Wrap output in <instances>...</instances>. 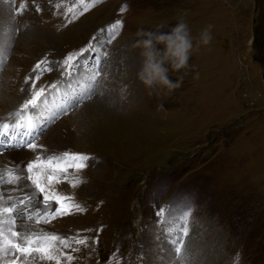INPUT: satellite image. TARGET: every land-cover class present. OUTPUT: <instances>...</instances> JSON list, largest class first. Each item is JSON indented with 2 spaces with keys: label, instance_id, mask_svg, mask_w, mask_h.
<instances>
[{
  "label": "rangeland",
  "instance_id": "374dc122",
  "mask_svg": "<svg viewBox=\"0 0 264 264\" xmlns=\"http://www.w3.org/2000/svg\"><path fill=\"white\" fill-rule=\"evenodd\" d=\"M181 18L194 38L213 25L211 43L169 70L182 87L150 96L136 33H167ZM0 91L14 99L0 118L31 119V143L49 147L52 134L60 154L91 158L49 187L79 210L53 218L52 202L47 223L62 241L34 264H159L181 233V264H264V0H0ZM12 145L0 150L27 148Z\"/></svg>",
  "mask_w": 264,
  "mask_h": 264
},
{
  "label": "snow or ice",
  "instance_id": "6c2138e0",
  "mask_svg": "<svg viewBox=\"0 0 264 264\" xmlns=\"http://www.w3.org/2000/svg\"><path fill=\"white\" fill-rule=\"evenodd\" d=\"M115 35L114 30L112 34L105 39L99 41L96 45V49L104 48L106 43L111 40V37ZM95 50V49H94ZM75 57L68 56L64 60V66L71 72L72 70L79 67V63H74ZM99 59L97 60V65H99ZM39 69V65L37 66ZM43 70V69H41ZM33 107L35 106L34 101H30ZM20 147L31 148L34 152L39 150V154L32 157V162L27 163V179L32 181V185L35 186V189L43 195V200L40 201L43 205V210L48 212L49 209H52V202L54 201L58 207L52 209L49 213L53 218L55 216L68 215L73 210H79L76 205L70 202L67 197H62L59 195L49 194V187L54 184H59L64 180L62 174H67L69 168L75 170H81L88 166L87 161L91 158L83 154H72L65 152L60 153H50L47 152L44 146H37L31 142L27 144L20 145ZM65 161L64 164L59 163V161ZM66 182V181H64ZM23 187L27 188L28 185L25 184ZM18 203L24 204V201L21 200ZM36 206V201H32L31 208L34 210ZM29 210V205L25 204L24 207H17L16 204H11L0 208V238H3V243H0V255H9V254H18L16 255V260L21 261V264H31V261L36 260L37 258L41 260H53L55 255L52 251L54 245L51 243L56 240L54 235L47 237L34 236V230L30 225H25L23 223V217L26 211ZM21 220V228L23 232H17L15 230L17 220ZM48 217L45 216V222H47ZM7 225V229H5ZM5 231L10 233L12 238L6 237ZM185 234L181 233L179 237L175 239L169 238L167 243L170 248V255H164V249H160V256L157 257L159 264H181L182 260V249L180 247L182 238ZM20 240L21 242H17ZM34 254H39L38 257ZM12 264H16V261H13Z\"/></svg>",
  "mask_w": 264,
  "mask_h": 264
},
{
  "label": "clouds",
  "instance_id": "9594fccd",
  "mask_svg": "<svg viewBox=\"0 0 264 264\" xmlns=\"http://www.w3.org/2000/svg\"><path fill=\"white\" fill-rule=\"evenodd\" d=\"M212 27L211 24L205 26L194 38L187 22L181 18L167 33L137 31L138 39L132 47L140 49L142 64L136 78L149 90L150 96L153 95L151 90L157 88L165 89L171 94L182 87L183 77H178L173 82L169 78V70L181 72L188 68L194 46L198 48L200 45L207 46L211 43ZM163 109L164 105L159 104L158 110Z\"/></svg>",
  "mask_w": 264,
  "mask_h": 264
},
{
  "label": "bare ground",
  "instance_id": "6f19581e",
  "mask_svg": "<svg viewBox=\"0 0 264 264\" xmlns=\"http://www.w3.org/2000/svg\"><path fill=\"white\" fill-rule=\"evenodd\" d=\"M2 86V85H1ZM2 89V88H1ZM14 100V99H13ZM12 98L9 97L8 94L5 92L0 91V106L10 108L13 106ZM7 108V109H8ZM2 114V113H1ZM12 119H17L18 121L20 118L17 117H10V118H0V124L3 123L5 120H11ZM5 124V123H4ZM6 125V124H5ZM1 127V125H0ZM21 134V133H20ZM56 139L55 137L52 138V134L45 137L44 141H47L45 144H50L49 147H45L47 152L50 153H59L61 148H63L64 140L60 139L58 141H54ZM2 143V141L0 140ZM13 140L10 142V147L12 146H19L14 144ZM43 145V140H41L40 145ZM65 149V148H64ZM4 150V149H3ZM0 150V177L1 179L4 178V175L8 173L9 176H14V180L11 181L8 184H4L3 186L0 185V208L4 206H8L11 204H16L17 207H24L25 204L29 205V210L28 213L24 214L23 223L25 225H30L31 228L34 230L33 235L34 236H39L41 238L47 237V236H52L54 235L56 237L55 241H52L51 243L55 246L56 244L54 243H59V241H62V236L58 235V232H55L50 226V223L45 222V216L46 212L43 210V207L39 205V203L36 201V206L35 209L33 210L31 208V190H29V187L25 188L23 187L25 185V179H23V174H25V163L23 164L20 160H24V157H28L29 159L34 156L35 152L29 148H24V149H18V150H12L11 152H8L11 149H8L7 151ZM37 155V154H36ZM25 161V160H24ZM32 162V160L30 161ZM29 162V163H30ZM3 175V176H2ZM23 200L24 204L18 203L19 201ZM30 202V203H29ZM27 212V211H26ZM21 220L20 222H16L15 230L20 229V232H23V229L21 228ZM53 225V224H52ZM58 228H64L65 225H63L62 221L57 222ZM7 225H5V229H7ZM64 238V237H63ZM0 243H3V238H0ZM58 247V246H56ZM17 255V254H16ZM16 255L14 258H16ZM12 257V255H10ZM16 261V260H15ZM43 261V260H42ZM46 261V260H45ZM35 261H31V264H34ZM49 262V261H48ZM0 264H12L9 260H7L6 257H3L0 259Z\"/></svg>",
  "mask_w": 264,
  "mask_h": 264
}]
</instances>
